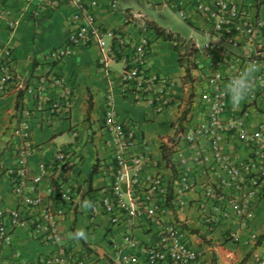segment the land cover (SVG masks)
<instances>
[{
    "label": "built area",
    "instance_id": "2783aa9c",
    "mask_svg": "<svg viewBox=\"0 0 264 264\" xmlns=\"http://www.w3.org/2000/svg\"><path fill=\"white\" fill-rule=\"evenodd\" d=\"M43 1L52 8L62 2ZM71 1L77 9L70 16L75 25L68 37L70 43L46 54L48 69L34 86H27L13 68L12 45H0V95L13 88H30L40 98L49 91L70 94L71 88L54 67L71 53L72 45H97L100 48L98 62L107 73L110 63L121 57L123 69L117 76L113 75L104 105L105 147L110 156L109 163L112 161L113 178L93 197L92 214L108 216L112 231H122L128 252L120 255L116 264H140L142 256L145 264H200V251L192 242L191 230L182 221L168 217L170 205L180 210L188 207L192 201L191 192L199 187L201 213L210 229L230 218L247 224L252 217L256 201L264 197V67L255 74V90L247 99V105L262 114L256 126L249 121L248 109L238 116H228L230 103L225 95V84L250 61L264 65V59L258 55H238L213 42L191 46L194 50L192 60L202 69L205 82L199 96L203 115L185 134V139L192 143L189 145L193 153L186 155L178 150L177 155L168 159L173 176L167 178L161 172L151 171L152 165H156L155 158L145 152L132 151L136 132L134 122L131 118H120L114 104L115 87L123 95L150 102L158 113L182 104L170 89L171 80L149 70L152 39L143 30L138 39H134L122 30L101 26L96 19V0ZM112 5L115 7L116 2ZM178 8L186 20L192 21L195 15L199 16L201 29L229 44L260 43L264 36V16L236 0H184ZM7 14L0 3V21L6 19ZM8 23L14 25V21ZM200 56L206 63H202ZM62 101L58 100L56 104ZM11 129L17 138L7 147L12 162L6 164L0 158V171L11 177L19 206L0 203V264H18L16 259L7 260L2 256V249L11 242L12 231L18 227L26 229L40 243L56 247L55 251L39 259L40 264H102L96 248H75L61 226L68 211L78 206L79 186L49 187L46 196L39 192L42 176L56 174L61 168L78 162L80 150L58 149L51 164L47 166L42 162L41 173L31 177L30 158L36 147L30 111L25 109L13 121ZM201 138L209 141L212 160L199 148L197 142ZM233 140L243 144L247 154L242 156L230 148L227 150L228 143ZM198 168L209 175V181L198 184L196 174L193 175ZM141 224L155 233L152 242H144L133 233V229ZM231 236L238 237L236 232ZM250 258L252 260L247 264H264V251L255 249Z\"/></svg>",
    "mask_w": 264,
    "mask_h": 264
},
{
    "label": "crops",
    "instance_id": "0c3cea01",
    "mask_svg": "<svg viewBox=\"0 0 264 264\" xmlns=\"http://www.w3.org/2000/svg\"><path fill=\"white\" fill-rule=\"evenodd\" d=\"M96 1V19L104 28L122 30L134 39H138L143 31L150 36L153 47L148 55L149 70L168 77L171 80L170 89L182 103L158 113L150 102L123 95L115 87L114 104L117 114L120 118H131L136 128L132 151L148 153L156 159V165H152L151 171L161 172L165 177L172 178L173 168L167 160L177 155L178 150L186 155L193 153L189 145L192 143L185 139V134L202 118L199 96L205 82L201 76L202 69L193 62L192 55H186L184 44L180 40H168L159 35L151 23L159 24L141 9L156 4L163 10L168 4L178 6L184 0ZM236 1L247 4L254 12L264 16V0ZM114 2L115 7L112 5ZM0 3L8 11L6 19L0 21V45H12L13 68L27 86L32 87L48 69L46 54L70 43L68 37L75 28L70 16L77 9L76 4L71 0H62L58 7L52 8L43 0H0ZM10 20L14 21L13 26L9 25ZM187 21L194 31H200L203 41L193 36L186 38L178 32L168 30L180 39H185L188 45L200 46L213 42L235 54L258 55L264 59V36L260 38V43L233 45L201 29L202 21L199 16L195 15L192 21ZM99 56L100 48L97 45H72L71 53L54 67L71 88L70 94L61 95L57 91H49L45 97L40 98L30 88H13L0 95V158L6 164H11L7 147L17 139L11 128L13 121L25 109L31 113L36 147L30 158L31 177L41 173L42 162L47 166L51 164L58 149H79L78 162H72L68 168H61L56 174L42 176L39 192H44L46 196L49 187L59 189L78 185V206L73 211H68L61 226L66 233L84 228L89 233V241H72L73 246L77 249L83 246L96 248L102 264H116L120 255L128 252L124 247L122 231H112L108 216H93L92 210L84 211L81 208L83 200L92 201L95 194L113 178L112 161L109 163L110 156L105 147V94L114 80L113 75L117 76L121 72L124 63L118 57L110 63V71L107 73L98 62ZM187 62L191 66L189 72L186 68ZM202 63H206L204 59ZM58 100L63 101L56 104ZM229 103V117L238 116L248 109L252 126L259 124L262 119L258 110L247 105V100L238 108H233L230 99ZM197 144L212 160L209 141L201 138ZM229 148L242 156L248 152L236 140L228 143L227 150ZM194 174L198 184L209 181V175L200 168ZM191 200L189 206L181 210L170 205L168 217L182 221L191 230L192 242L200 251V264H247L252 260L250 257L253 250L264 251V197L256 201L247 224L230 218L219 223L213 230L204 223L199 187L191 192ZM0 203L9 207L19 206L13 193L11 177L3 171H0ZM209 207L212 208L211 204ZM233 232L238 237L233 238ZM133 233L144 242L155 239V233L145 224L135 227ZM11 239L2 249V256L7 260L16 259L18 264H40V258L56 250L52 244H42L35 240L21 227L12 231ZM140 264H145L143 256Z\"/></svg>",
    "mask_w": 264,
    "mask_h": 264
},
{
    "label": "clouds",
    "instance_id": "9594fccd",
    "mask_svg": "<svg viewBox=\"0 0 264 264\" xmlns=\"http://www.w3.org/2000/svg\"><path fill=\"white\" fill-rule=\"evenodd\" d=\"M264 65L255 61H250L242 69L231 75L225 84V95L230 99L233 108H238L240 104L248 99L255 90V74L261 70ZM84 211L94 210V204L91 200L85 199L81 203ZM67 239L79 242L81 240L88 242L89 233L84 228H77L67 233Z\"/></svg>",
    "mask_w": 264,
    "mask_h": 264
},
{
    "label": "rangeland",
    "instance_id": "374dc122",
    "mask_svg": "<svg viewBox=\"0 0 264 264\" xmlns=\"http://www.w3.org/2000/svg\"><path fill=\"white\" fill-rule=\"evenodd\" d=\"M141 10L161 26L178 32L183 37L190 38L193 36L195 39L203 41L201 40L200 31L193 30L191 24L181 16L178 6L173 3L168 4L163 10H160L156 4L151 5V7L144 6Z\"/></svg>",
    "mask_w": 264,
    "mask_h": 264
},
{
    "label": "trees",
    "instance_id": "16d2710c",
    "mask_svg": "<svg viewBox=\"0 0 264 264\" xmlns=\"http://www.w3.org/2000/svg\"><path fill=\"white\" fill-rule=\"evenodd\" d=\"M152 26L155 28L156 32L161 35L164 36V38L168 39V40H180L181 44H184V50L187 56H191L192 53L194 52V50L192 49V45H188L186 43H188L185 39H180V37L178 35H175L172 31H169L168 29L157 25L156 23H151ZM179 48V47H178ZM186 68L187 71L189 72L191 66L190 63L187 62L186 63Z\"/></svg>",
    "mask_w": 264,
    "mask_h": 264
}]
</instances>
